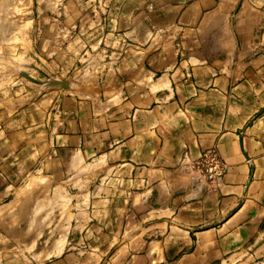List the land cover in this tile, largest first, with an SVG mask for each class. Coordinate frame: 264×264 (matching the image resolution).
Returning a JSON list of instances; mask_svg holds the SVG:
<instances>
[{
	"label": "crops",
	"instance_id": "crops-1",
	"mask_svg": "<svg viewBox=\"0 0 264 264\" xmlns=\"http://www.w3.org/2000/svg\"><path fill=\"white\" fill-rule=\"evenodd\" d=\"M2 1L0 264H264V0Z\"/></svg>",
	"mask_w": 264,
	"mask_h": 264
},
{
	"label": "rangeland",
	"instance_id": "rangeland-1",
	"mask_svg": "<svg viewBox=\"0 0 264 264\" xmlns=\"http://www.w3.org/2000/svg\"><path fill=\"white\" fill-rule=\"evenodd\" d=\"M11 10V6L0 0V96L15 87L17 82L30 83L19 76L20 65L17 63L20 62L10 58L13 48L17 46V39L12 35L19 29V23L13 20Z\"/></svg>",
	"mask_w": 264,
	"mask_h": 264
},
{
	"label": "built area",
	"instance_id": "built-area-1",
	"mask_svg": "<svg viewBox=\"0 0 264 264\" xmlns=\"http://www.w3.org/2000/svg\"><path fill=\"white\" fill-rule=\"evenodd\" d=\"M188 157L184 154L183 161ZM225 165L215 149L202 152L197 158L188 165V171L193 176L194 183L206 185H215L222 177Z\"/></svg>",
	"mask_w": 264,
	"mask_h": 264
},
{
	"label": "water",
	"instance_id": "water-1",
	"mask_svg": "<svg viewBox=\"0 0 264 264\" xmlns=\"http://www.w3.org/2000/svg\"><path fill=\"white\" fill-rule=\"evenodd\" d=\"M19 76L20 77H22V78H24V79H26V80H29V81H31V82H33V83H36V84H42V82H40V81H37L36 79H34V78H32L30 75H28V74H26V73H24V72H21L20 74H19ZM51 85H53V84H55V83H50Z\"/></svg>",
	"mask_w": 264,
	"mask_h": 264
}]
</instances>
